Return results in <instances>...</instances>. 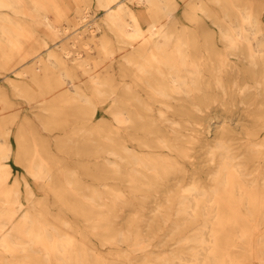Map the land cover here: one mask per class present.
I'll use <instances>...</instances> for the list:
<instances>
[{"label": "bare ground", "instance_id": "bare-ground-1", "mask_svg": "<svg viewBox=\"0 0 264 264\" xmlns=\"http://www.w3.org/2000/svg\"><path fill=\"white\" fill-rule=\"evenodd\" d=\"M83 1L72 5L78 24L90 7V0ZM182 1L192 26L180 28L174 17L177 0H95L106 25L97 31L113 37L102 35L95 58L71 59L53 48L72 31L64 25L67 14L58 0H0V78L33 114L22 113L24 104L14 103L0 87V264H129L131 255L124 251L106 259L79 229V221L100 244L131 238L134 252L144 253L153 241L150 233L166 226L171 214L178 218L169 234L171 240L179 238L182 249L163 258L149 251L141 264L181 263L180 254L186 253L191 264L243 263L233 255L235 244L227 232L236 228L240 240L248 242L250 220L264 217V181L246 182L247 163L264 161V140L237 147L230 143L226 118L214 138L194 123L243 103L240 112L253 115L254 125H264V5L257 0ZM135 5L146 10L141 13ZM204 17L218 26V37ZM95 37L85 28L58 48L87 45ZM105 115L117 122L118 131ZM39 127L56 132L55 145L68 154L66 159L51 155L50 137ZM121 132L149 152L132 149ZM12 134L17 163L53 192L65 212L52 213L45 196L34 197L26 180L13 178L6 161L13 151ZM248 134L255 136L252 130ZM194 153L195 161L190 160ZM91 158L97 160L95 169ZM184 163L202 172L188 175ZM61 167L66 169L63 180L58 179ZM78 169L94 182H106L105 187L83 183ZM23 198L33 212L20 213ZM135 202L142 211L154 203L156 213L125 219L124 225L135 230L120 234L115 212Z\"/></svg>", "mask_w": 264, "mask_h": 264}, {"label": "rangeland", "instance_id": "rangeland-1", "mask_svg": "<svg viewBox=\"0 0 264 264\" xmlns=\"http://www.w3.org/2000/svg\"><path fill=\"white\" fill-rule=\"evenodd\" d=\"M58 2L61 4V7L64 9V11L67 14V21H64V25L65 26H71L72 27V31L65 34V36L63 37L64 39L59 41V44L57 46H54L53 48L57 50L58 53H60L61 55H64L65 57H69V58H75L78 56H82L83 58H85V56H87V54L93 55V58H95L98 55V52H100V48L98 46H96L99 42L100 39L102 37L103 34H106L110 37H113V34L109 31H97V28L99 27H105V22H104V15L105 13L101 10H97V8L95 7V0H90V7L85 9L86 12V18L84 19L83 23H79L76 22V18L73 15V11H72V5L73 4H80V5H84L85 2L83 0L81 1H77V2H73L71 0H58ZM258 4L264 5V0H257ZM210 5L213 6V3H209ZM177 9L175 11V19L179 21L178 27H182V26H192L191 22L189 21L188 18L185 17L184 12L185 10H188L189 8L187 7L186 3L183 2L182 0H177ZM137 6V7H136ZM135 7L139 10V12L141 11V13H143L146 8L144 5H135ZM216 10L219 12V7L215 6ZM262 18L264 20V11L262 12ZM204 22L207 26V28L213 32L217 37L219 35V28L216 24L213 23V20L211 18L208 17H204ZM91 28V31H94L96 37L93 39V41L87 42V45H74L72 46V43H69L67 49H59L58 46L61 45L62 43H66V41H70L72 40L70 37H73L76 35V33L82 31L85 28ZM79 28H82L78 31ZM264 35V34H263ZM218 46L222 47V44L217 41ZM92 45V46H91ZM77 49V53H75ZM59 50V51H58ZM74 52V53H73ZM48 53V51H44V55H46ZM119 58V56H116V60ZM230 59L235 61V62H239L240 61V57L237 55H231ZM114 67L116 70H118V64H114ZM117 79L119 80V83L122 82L120 80L119 74H116ZM69 81V79H67V82ZM0 87L2 89H7V91L10 93L11 96V100L14 103L17 102H21L24 104L25 109L22 111L25 113H28L29 116L33 117V114L30 113L29 108L26 106V102L24 100V98L21 97H14L13 96V92L12 90L9 88V85L7 84V82L5 81V79L0 78ZM145 95V94H144ZM259 100H261V98L259 97ZM244 104L243 103H239V105L237 107H234L231 111H219L218 114L216 113H212L210 117H208L207 119L203 120V119H198V121H195L194 125L196 128H199L201 130H205L206 135L212 136V138L215 137L214 132L216 129H219V121H221L222 119L226 118V123H229L232 127L231 132H230V136L229 137H233L232 141H230L231 144H235V146H240V145H245L248 144L249 142L253 141L252 144L250 145H254L255 142L259 141V140H264V125H254L253 121H254V116L253 115H245L244 113L240 112V109L243 108ZM220 108V105H219ZM101 115V114H100ZM23 118V117H22ZM22 118L20 120H22ZM105 120L108 121L109 123H111V125L113 126L114 130H119L118 129V124L115 120H113L111 115H105ZM35 123L40 126L39 121L35 120ZM259 124V123H258ZM217 126V128H216ZM214 127V128H213ZM254 131L255 132V136L249 135L248 132L249 131ZM38 132L44 136H48L50 137V141H51V155H53L55 158H67L68 154L61 152L60 150H58V148L55 145V139L54 136L56 134V132H48L45 131L44 129H42L41 127L38 128ZM122 136L121 138L125 139L126 143L132 148L135 149L136 151H139V153L142 154H146L149 152V150H144L143 148H140L137 144L136 141H131L130 140V136L125 134V132H121ZM190 133L193 137L196 136V134L194 133V131H190L188 132ZM116 138H120L117 137L118 135H116ZM120 138V139H121ZM11 145H12V154H11V158H9L7 161V163H9L12 167V171H13V178L17 177L19 178L22 182H24L25 180L27 181L29 187L34 191V197L36 198H45V201L48 203V206L51 210L52 213H60L62 212L64 209L62 208V205L60 203H57V200L55 198V195L53 194V192L47 190L46 188H41L38 184H36L35 180L26 172V169L23 167L22 164L17 163L16 161V151H17V144L15 142V137L12 134L11 136ZM231 139V138H230ZM194 140H197V138L195 137ZM253 147V146H251ZM162 151V152H160ZM159 153L162 154H167V151L164 149H160L158 151ZM197 156V153L193 154V157L190 160L195 161V157ZM92 160V166L94 167V165L97 163L96 159L91 158ZM110 160H113L112 157H110ZM61 163V162H60ZM203 165H210L209 161H203L202 163ZM201 164V165H202ZM97 166V165H95ZM92 169H95L92 168ZM184 169L187 172L188 175L197 172V173H201V169H199L198 167H195L194 165L190 164V163H184ZM247 169L248 171H250L251 173L249 174L248 178H246V182L247 183H252V181H257L258 183H262L264 181V161L262 159L260 160H255V161H249L247 163ZM65 168L61 167L59 169V178L60 180H63V174L65 172ZM79 172V178L81 179V181L87 185L92 186L93 184L104 188L106 184V182H94L92 180L91 177H88L86 175H84L82 173V169H78ZM56 179V178H55ZM109 183L110 187H118L116 186V183H113L111 181H107V184ZM24 184V183H23ZM49 186V185H48ZM54 186V185H50ZM120 186V185H119ZM23 187V186H22ZM123 188V187H122ZM24 189V188H23ZM46 189V190H45ZM125 195H129V193L127 191L123 192ZM159 197H162V195H157ZM23 208L21 209L20 213H23L24 211H30L33 212V209L31 207L30 202H28L27 200H25V198H23L22 200ZM154 201V200H152ZM156 201H162V200H156ZM134 207H126L124 205H121L120 207H118V210L115 212V215H117V218H115V220H117L118 225H115L116 228H118V232L120 234H125L128 235L131 231H134L135 229L133 228V226L131 225H127L125 223L124 225V221L125 219L127 220H132L137 218V216L140 213H146L145 215L149 214L152 215L154 213H156V211L154 210V203H149L146 204L147 210L146 211H142V207L140 203H136L134 204ZM192 210H194V208H196L195 202L192 201L189 205ZM241 211H245V208H241ZM35 212V211H34ZM65 212V210H64ZM19 213V214H20ZM68 218L71 221H74V217L72 214H68ZM176 218H178V216L176 214H171V218L169 219V221L167 222V225L164 226L163 228L157 230L155 233H150V237L153 236V241L150 247L147 248V251L140 252V251H136L134 252L133 249V242L130 239L128 240H123L121 242H119L116 245L110 244V243H105V244H100L98 236H96L97 234H93L90 233V228H88V226L82 222L79 221V229L81 231H83L84 234H87L89 236V238L91 239V242L94 244V247L97 249L98 252H100L104 257H106V259L113 257L114 255H121L124 251L126 253H129L131 256L129 258V264H141L144 258V254L149 252V251H153L154 254H160V257L163 258L165 256H176V254L179 250L182 249V244L178 241V239L175 240H171L169 231H170V227L171 224L173 222L176 221ZM212 220L214 221L215 218L211 217ZM256 219V220H255ZM258 219V221H257ZM199 227V226H197ZM144 229H142L143 231ZM196 231V229H192L193 231ZM249 241L248 242H244L241 241L239 237L240 236V232L238 231V229L234 228L233 230H230L227 232V234L229 233L231 239H233V243L235 244V247L233 248V255L237 257V259L239 260H243L242 264H264V217L262 215L257 216L252 218L249 222ZM169 234V235H168ZM186 252V251H184ZM180 258L182 259V262L180 263V260L175 259L173 262H171L170 264H191V258L190 256L186 253V255L183 254V256L180 254ZM213 260V258H212ZM189 262V263H186ZM106 264V263H104ZM107 264H111V262L108 261ZM113 264V263H112Z\"/></svg>", "mask_w": 264, "mask_h": 264}]
</instances>
